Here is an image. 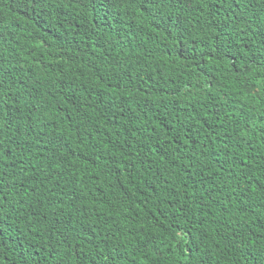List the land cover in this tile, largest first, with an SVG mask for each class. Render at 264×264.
I'll return each instance as SVG.
<instances>
[{
    "label": "trees",
    "instance_id": "trees-1",
    "mask_svg": "<svg viewBox=\"0 0 264 264\" xmlns=\"http://www.w3.org/2000/svg\"><path fill=\"white\" fill-rule=\"evenodd\" d=\"M157 3L0 0V264H264V0Z\"/></svg>",
    "mask_w": 264,
    "mask_h": 264
},
{
    "label": "snow or ice",
    "instance_id": "snow-or-ice-1",
    "mask_svg": "<svg viewBox=\"0 0 264 264\" xmlns=\"http://www.w3.org/2000/svg\"><path fill=\"white\" fill-rule=\"evenodd\" d=\"M15 3L17 7H19L21 10L25 11H35L37 9H40L43 7L44 0H15ZM141 4L143 5H150V8H142V10L149 11L151 14V8L158 7L157 0H141ZM111 5H109L110 7ZM160 23H165L166 27L169 29L168 34L170 36H173L175 39L182 41L184 39L185 32L187 31L184 21L180 18H177L175 20L171 18H167L163 21H157V26H159ZM262 44H264V38H262ZM203 51V50H202ZM230 52L229 48H223L221 47H213L211 48L210 52L203 53L204 55H218V56H227ZM247 54V53H245ZM259 66L264 67V54H261L259 57H257L255 60H250L249 63H257ZM2 96H0V100H2ZM4 104L7 103L6 100L3 101ZM4 123L6 121L0 120V129L3 128ZM2 143V141H0ZM4 156V152L0 150V157ZM183 159V158H181ZM191 167V162H189V165L185 168V171L188 172V175L191 176L192 172L189 171V168ZM187 187V186H186ZM182 210V209H181ZM4 212V201L3 198L0 197V213ZM5 219H11L10 217L0 216V231H2V226L5 222Z\"/></svg>",
    "mask_w": 264,
    "mask_h": 264
}]
</instances>
